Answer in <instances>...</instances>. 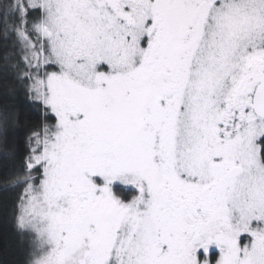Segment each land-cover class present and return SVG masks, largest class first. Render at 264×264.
Returning a JSON list of instances; mask_svg holds the SVG:
<instances>
[{
    "label": "snow or ice",
    "instance_id": "6c2138e0",
    "mask_svg": "<svg viewBox=\"0 0 264 264\" xmlns=\"http://www.w3.org/2000/svg\"><path fill=\"white\" fill-rule=\"evenodd\" d=\"M0 51L24 264H264V0H0Z\"/></svg>",
    "mask_w": 264,
    "mask_h": 264
},
{
    "label": "trees",
    "instance_id": "16d2710c",
    "mask_svg": "<svg viewBox=\"0 0 264 264\" xmlns=\"http://www.w3.org/2000/svg\"><path fill=\"white\" fill-rule=\"evenodd\" d=\"M3 54L4 53L0 51V56H3ZM21 98L23 99V93H21ZM23 108L22 121L25 113L29 114L31 118L35 120L37 115L35 108L30 107L27 102H25ZM27 134L23 124L16 129V135L21 141L26 139ZM5 159L7 158L0 156V162H3ZM0 241L8 244L7 253L3 255L4 260L9 261L10 264H24L28 246L26 243L22 244L20 242V238L16 235L14 225L2 214H0Z\"/></svg>",
    "mask_w": 264,
    "mask_h": 264
}]
</instances>
